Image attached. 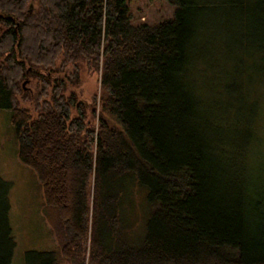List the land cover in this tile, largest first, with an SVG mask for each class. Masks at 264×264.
I'll list each match as a JSON object with an SVG mask.
<instances>
[{
    "label": "trees",
    "instance_id": "trees-1",
    "mask_svg": "<svg viewBox=\"0 0 264 264\" xmlns=\"http://www.w3.org/2000/svg\"><path fill=\"white\" fill-rule=\"evenodd\" d=\"M167 1L149 26L130 0H0V110L59 247L26 264H264V0ZM83 67L97 128L69 90ZM10 189L0 176V264Z\"/></svg>",
    "mask_w": 264,
    "mask_h": 264
},
{
    "label": "rangeland",
    "instance_id": "rangeland-1",
    "mask_svg": "<svg viewBox=\"0 0 264 264\" xmlns=\"http://www.w3.org/2000/svg\"><path fill=\"white\" fill-rule=\"evenodd\" d=\"M129 8L133 25L146 24L152 26L171 18L173 13V7L167 0H130ZM63 69L65 70L64 73H52L53 77L63 78L65 73L70 74L73 71L71 65H67ZM99 82L100 71L83 67L79 70L77 86L69 88L88 107L91 128H97L98 125L97 119L94 120L91 115L92 107H96L98 113L101 110L99 106L101 97ZM34 86V83L27 81L25 88L33 92ZM262 96L264 101V95ZM23 106L27 107L25 104ZM11 116V111L0 110V176L11 187L8 196L10 203L9 221L16 243L11 264H26L27 252L56 251L59 247L53 232L47 227L42 213L45 199L41 182L37 174L25 166L17 155L19 143L11 122ZM93 183L94 179L92 178V187ZM138 200L135 211L140 221L136 237H140L142 234L144 220H147L151 210L145 202L144 194ZM123 209L126 215H129L130 209L127 201H124ZM125 220L127 223L129 222L128 218ZM84 260L85 264H92L88 249L84 253ZM63 264L72 263L63 261Z\"/></svg>",
    "mask_w": 264,
    "mask_h": 264
},
{
    "label": "crops",
    "instance_id": "crops-1",
    "mask_svg": "<svg viewBox=\"0 0 264 264\" xmlns=\"http://www.w3.org/2000/svg\"><path fill=\"white\" fill-rule=\"evenodd\" d=\"M42 213H43V210H42ZM44 216V215H43ZM45 221H46V219H45ZM46 223V225H47V227L50 229V231H52V229H51V227L49 226V224L47 223V221L45 222ZM58 245V244H57Z\"/></svg>",
    "mask_w": 264,
    "mask_h": 264
}]
</instances>
